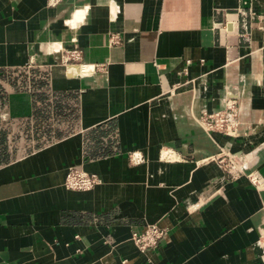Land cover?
I'll use <instances>...</instances> for the list:
<instances>
[{"label":"crops","instance_id":"0c3cea01","mask_svg":"<svg viewBox=\"0 0 264 264\" xmlns=\"http://www.w3.org/2000/svg\"><path fill=\"white\" fill-rule=\"evenodd\" d=\"M227 99L236 133L205 131ZM222 155L264 179V0H0V264H264V190Z\"/></svg>","mask_w":264,"mask_h":264},{"label":"built area","instance_id":"2783aa9c","mask_svg":"<svg viewBox=\"0 0 264 264\" xmlns=\"http://www.w3.org/2000/svg\"><path fill=\"white\" fill-rule=\"evenodd\" d=\"M116 42V38H112ZM58 64L62 65V72L69 73L75 77L88 76L103 69L102 64H94L82 59L81 51L75 46L62 48L58 52ZM200 126L208 132L216 131L228 136L236 133L238 125V109L234 99H227L223 106L209 113H202L198 119ZM161 157L166 160H173L176 157L170 151L162 152ZM223 171L232 178L245 177L257 190H264V179L255 169L247 168L241 158L234 155H222L214 158ZM129 160L134 163L142 161L138 152H131ZM100 183L96 174L87 173L80 169L69 168L64 174L63 186L74 191H87ZM164 235V229L156 224H145L140 232L131 234V241L139 251H145L153 247ZM119 264H127L121 260Z\"/></svg>","mask_w":264,"mask_h":264}]
</instances>
